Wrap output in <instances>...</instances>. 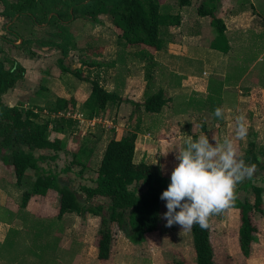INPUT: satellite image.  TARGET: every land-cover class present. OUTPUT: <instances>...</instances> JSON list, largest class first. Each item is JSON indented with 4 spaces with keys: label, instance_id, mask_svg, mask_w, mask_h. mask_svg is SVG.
Masks as SVG:
<instances>
[{
    "label": "crops",
    "instance_id": "1",
    "mask_svg": "<svg viewBox=\"0 0 264 264\" xmlns=\"http://www.w3.org/2000/svg\"><path fill=\"white\" fill-rule=\"evenodd\" d=\"M213 2L215 6L213 13L221 19L224 26L223 35L228 45L225 52L209 47L214 37V34L210 32L209 21L207 20V27L201 26L203 19H208V16H196L194 18L193 24L197 26V29H194L191 24L183 26L184 17L181 10L188 7L189 4L181 6L180 10H177L180 23L165 30L168 36L167 38L163 36L164 45L152 53L153 61L152 65L149 66L151 72L147 79V88L145 87L146 79H144L146 65L142 61L137 63L129 60L131 57L138 56L135 51H125L126 48L122 50L123 55L125 52L128 53V60L119 62L121 66L127 64L126 67L124 66L126 70L124 69L121 76H116L114 72V68L120 64L113 58L106 63L91 62L95 69V80L97 79V82L106 91L115 92L119 97L118 101L106 104L103 111L96 115L100 118L104 117L107 111L113 107H119L122 102L134 106V103L140 104L146 95L157 90L162 92L165 103L159 111L143 112L141 107L134 109L139 123L137 122L132 128L136 132L132 160L136 163L144 162L157 165L161 174L169 178L173 170H171L172 166L174 168L179 163L176 159V153L184 146V139L188 136L198 139L200 136L206 135L212 144H215L214 136L219 142H223L224 138L228 137L233 140L234 148L237 150L242 148L245 150L249 142H253L257 146H264V141L259 139L260 135L264 133V126L262 125L264 123L262 120V124L258 121L263 119L264 113L257 114L254 111L256 103L262 104L263 102L264 104V0H213ZM1 19L0 17V22ZM32 32V35H38L37 30H32ZM0 33L1 38L5 34V30L0 31ZM18 41L20 42L19 39L17 43H19ZM12 43L19 45L16 41ZM0 44L5 52H7L8 46L12 45L1 40ZM12 48L19 50L14 46ZM41 49L48 50L46 47ZM25 55L29 60L37 58V55L32 58L28 57L27 54ZM245 57L246 59H244ZM241 61L246 63L244 66V63L242 64L243 68ZM16 62L18 61L16 60ZM103 65L109 68L102 77V72L98 71L103 68ZM131 65H134V68ZM21 66L25 67L24 65ZM36 66L35 70H25L23 84L17 86L18 84L15 83L17 93L15 99L5 103V100L8 99L7 91L15 88L13 87L2 94V102L7 105L17 104L23 108H28L26 105L32 103V99L51 101L56 96L72 97L75 100V106L71 112L78 115L83 122L86 121L87 119L83 118L80 112V106L90 89V85H85L86 73L84 68L79 70L83 73L81 77H76L78 81H83V84L77 81L67 82L63 76L53 80L52 76L46 75L45 64L39 63ZM84 66L86 67V65ZM236 69L238 71L235 73ZM97 72L100 79L97 77ZM238 72H240L238 76L234 77V74L236 75ZM30 75L39 84H32L31 79H29ZM43 78L48 83L52 81V84H57L58 88H55L53 93L45 95L44 89L47 87L40 84ZM17 100L18 102H14ZM216 108L222 109V117L215 116ZM32 109L33 111L38 110L37 108ZM41 110L47 113L43 108ZM58 115L60 113H50L48 117ZM240 115L245 117L247 126V134L243 139L236 137V123H233ZM248 127H251L250 130ZM111 130L102 131V135L100 134L102 138L101 150L107 139L114 136V132ZM168 133L170 134L167 135ZM64 134L59 132L54 134L60 140L61 146L57 156L54 159L48 158L37 162L38 166L43 168L45 161L58 165V158L67 157V155L70 156L66 158H70L69 163L85 165V162L90 160L93 146L80 145L74 158L73 151L71 152V149L65 145L67 143L63 140ZM250 134L255 140L249 138ZM138 140L140 152L136 154V142ZM165 152H167L166 155H162ZM33 154L35 156L38 154L49 155V152L35 150ZM79 169L76 173H68V170L65 172L59 170V173L53 170L50 172L56 174L57 179L66 182L72 189H75L73 188L74 185L93 186L92 180H83L85 175L82 173L83 170L80 169L79 171ZM28 170H25L24 175L32 178L24 181L26 183L34 180L32 174H28L30 173ZM260 170L256 167V171ZM71 175L74 176L73 180L72 177L70 178ZM142 189L143 187L139 186V190ZM19 190L15 183L12 166L3 165L0 162V248L3 246L0 264H9L8 262L19 264L20 261L21 264H36L44 257L48 261H52L53 264H172L174 261H180L184 264L186 260L183 244L177 240L182 232L179 225L168 227L167 234L169 237L167 238L150 234L144 240V247L138 242L131 245L124 240L123 236H118L119 231H117L114 235L115 240L113 239L115 242L114 249L109 258L106 260L99 259L94 243V231L97 229V224L99 225L98 218L91 216L90 213L80 215L74 212H64L57 216V194L53 189H48L44 195L30 197L26 204L20 207L19 200L22 191L19 192ZM76 191L80 193L79 190ZM50 192L53 193V203L47 201ZM102 201L103 199L100 198L91 200V202H95L93 204ZM161 204L165 206L166 201H162ZM166 210L164 208L163 213ZM236 211L238 214L236 208H227L224 211L223 220L218 221L217 226L225 227L228 222L229 225L234 223L231 228L237 231ZM162 217L163 214L161 218L158 217L157 224L165 221ZM260 217L262 218L264 215ZM234 237L230 238V242L233 241ZM167 239L168 243H165ZM209 241L212 247L210 232ZM220 241L227 250L228 258V238L223 242L219 235L215 242ZM21 245L25 247L24 251L27 249L25 253L23 252L16 259H6L9 254L8 251H12L16 246ZM7 246L11 247L7 248ZM171 249L174 253L172 252L170 257L165 252ZM212 254L213 262L216 264L213 247ZM241 257V264H264V252L255 248V242L251 244L248 256L243 257L241 254ZM191 260L190 258L186 262H191ZM188 264H194V262ZM223 264H230V262L228 259L226 262L225 259Z\"/></svg>",
    "mask_w": 264,
    "mask_h": 264
},
{
    "label": "trees",
    "instance_id": "2",
    "mask_svg": "<svg viewBox=\"0 0 264 264\" xmlns=\"http://www.w3.org/2000/svg\"><path fill=\"white\" fill-rule=\"evenodd\" d=\"M175 2L177 7H181L189 5L191 0ZM0 6V17L10 22L7 27L5 23L2 24L5 34L1 36V41L12 44L30 58L37 55L34 48L37 51L42 47L56 48L60 53L56 60L59 72H71L77 78L81 77L80 71L69 70L63 62L69 47L73 45L67 24L77 18L95 21L98 16L107 17L117 30L115 44L121 50L129 46L143 47L138 53L148 64V67L144 68L146 88L151 72L149 66L153 61L149 48L152 51L159 50L164 45L161 34L166 28L180 23L178 11L159 0H0ZM214 7L213 0H201L196 12L199 16L209 17V24L214 32L209 47L225 52L228 45L223 35L224 26L221 19L214 15ZM53 22L54 30L39 33L45 30L44 25ZM22 30L25 32H21ZM32 30H37L40 35H32ZM18 39L20 44L14 45L12 42ZM23 72L24 68L8 57L0 44V160L12 166L16 184L26 169L36 173L30 189L20 193L19 206H24L30 197L44 195L48 189H53L57 194V216L64 212L98 216L96 248L97 258L102 260L109 258L110 244L115 233L121 228H124L131 242H139L146 232L154 230L157 226L162 202L160 196L170 184V178L163 176L157 165L133 162L135 130L107 139L94 164V185L78 186L80 193L70 188L66 182L57 179L56 174H52L50 170L38 166L39 161L54 159L61 149L60 140L54 134L66 133L77 122L64 116L74 108L75 100L72 97H54L50 101L48 112L60 115L46 117L43 121L40 118V110L33 111L17 104L3 103L2 94L22 80ZM89 85V93L80 106L81 116L85 119L95 117L103 111L106 104L119 100L115 92L106 91L97 80H90ZM164 103L162 92L157 90L146 95L141 104L134 103V106L138 108L141 105L143 112H157ZM35 150H46L49 155L35 156ZM263 155L264 146L249 142L243 153L237 157L243 159L247 165L261 168L259 156ZM80 167L82 169L85 165L81 164ZM68 169L66 166L61 171ZM139 186L143 189L139 190ZM240 189L244 195L235 196L231 207L236 208L239 215L236 232L238 248L242 256L247 257L251 244L256 241L257 233L252 215H263L262 188L250 179H245L241 182ZM80 195H83V200ZM94 198L103 199L104 202L93 204L91 200ZM190 234L194 264H214L209 241V224L203 229L194 225ZM172 264L182 263L174 261Z\"/></svg>",
    "mask_w": 264,
    "mask_h": 264
},
{
    "label": "rangeland",
    "instance_id": "3",
    "mask_svg": "<svg viewBox=\"0 0 264 264\" xmlns=\"http://www.w3.org/2000/svg\"><path fill=\"white\" fill-rule=\"evenodd\" d=\"M159 1L170 5L173 8V10H180V7H177V5H176L175 0H159ZM199 1H201V0H191L190 5L188 7H185L183 10H181L182 15L184 17L183 18V26H186L187 24H191V26L194 27V29L197 27L195 24H193V22H194L193 20L196 16H199L196 12V7H197ZM97 18L98 19H96L95 21L86 20L84 18H77L75 20H71L70 23L67 24V28H68L70 34L72 35L71 37L73 40V45L69 47L65 58H63V62H64V65L67 66V68L69 70H72V71L73 70H81L84 68L85 73H86L85 85L86 84L89 85L90 80L96 78L95 69L91 65L92 64L91 62L97 61V62L106 63L111 58H113L114 61H118V63L121 61H127L128 60V55H127L128 53L125 52V55H123V53H121L122 52L121 48H119L115 44L117 30L110 24L107 17L98 16ZM1 20L2 21L0 22V31L2 32L3 31L2 24L7 23V21L4 19H1ZM207 20L209 21V17H208V19L207 18L203 19L201 26L207 27ZM19 24H18V26H19ZM198 25L200 26L199 23H198ZM44 26H45V30L39 32L40 34H42L44 31H51V30L55 29V23L54 22L50 23L48 25H44ZM24 30H22L21 32L24 33L25 32ZM210 32L214 34L212 27L210 28ZM40 34H38V35L34 34V36H39ZM161 35L165 36L167 38L168 33L166 34V31H165ZM16 43H17V41H16ZM17 44H20V43H17ZM142 48H143L142 46H138V45L137 46H129L128 48L125 49V51L126 50H129V52L135 51L138 54V56L131 57L129 59L131 62H137L138 63V62L142 61L144 63V65L148 66V64L145 63V59H142L139 56L138 52H140ZM34 50H36V52H37V58L32 59V60H29V58H27V56L24 53L20 52L19 50H14L12 48V45L8 46L6 54L8 55V57L16 59L18 61L17 63L25 66L24 72H23L24 74H25V70H28V71H29V69L35 70L37 67L36 64L40 63V64H45L46 75L52 76L53 80H57V77L60 78V76H63L67 80V82H71V83L74 81L75 82L76 81L81 82V81H78V79L75 76H73V74L71 72H62V73L59 72V70H58L59 68L56 64V60L60 56L58 49L48 48V50H45V49L39 50L38 49V51H37V49L34 48ZM149 50L151 51V54L154 52L150 48H149ZM244 59H246V57ZM243 63L244 62L241 61V67H242ZM245 64L246 63H244L243 66ZM84 65H86V67ZM126 65L127 64H125V65L122 64V66H123L122 67L120 64V66L118 65L117 67L114 68V72H115L116 76L122 75V73L124 72V69L126 70V68H125ZM258 65H261V64L258 63ZM81 66H84V67H81ZM131 66H132V68H134V65H131ZM102 67L103 68H100V70L98 72H102V77H103L106 74L107 69L109 67H106L105 65H103ZM237 71L238 70L236 69L234 72L236 73ZM98 72H97V77L99 78ZM239 73L240 72H238L236 75L234 74V77L238 76ZM81 74H83V73H81ZM29 79H31L32 84L37 83V81L33 77H31V75L29 76ZM24 80L25 79L23 77L22 80L17 81L16 82V84H18L17 86H20V84L22 82L24 83ZM51 82L52 81H50V83H48V81L45 78H43L40 82L41 85L47 87V89H44L45 95L48 93L49 94L53 93L55 91V88H58L57 84H52ZM81 83H83V81ZM16 84L14 86L15 87L14 89L7 91V93H8L7 98L8 99L5 100V103L12 102L9 100H14L15 97L17 96ZM37 84H39V83H37ZM51 86H52V88H51ZM14 102H18V100L14 101ZM31 102L32 103H28L26 105V107L31 108V109L37 108L38 110H40L39 111V113L41 115L40 118L42 121L45 120V118L48 117L50 114V112H48V109L50 108L49 106H51V102L46 101V100H40V99H34V100L32 99ZM37 104H40V105H37ZM262 104H263V102H262ZM262 104H259V102H258V103H256V106H254V111L257 114L258 113H264V104L263 105ZM132 106H133V104H132ZM132 106H130L129 104L127 105L126 103L122 102V103H120L119 107H117V108L113 107V109H115V111H113V109L108 110L104 117L100 118L99 116H95V117H93L94 120H93V118H91L92 119L91 121H93V123L88 122L89 119H87L84 122H78V121L75 122V124L72 125L71 128H69L66 131V133L64 134L63 140L65 143H67L65 145H67L71 149V152L73 151V153H74L73 155L77 154V148L80 145L93 146L91 158L89 161L85 162V167L82 168V170H83L82 173H83V175H85V177H84L85 179H83L84 181H88V180L93 181V179H94L95 174L93 172V170H94L93 168H94L95 162L98 160V156H99L100 151H101L102 138L100 137V134L102 135V131L108 132L109 129H112L111 131L114 132V136L117 137V136L122 135L123 133H125L129 130H132L133 126H135L136 123L139 121L136 119L137 116H136V111L134 110L135 107L134 106L132 107ZM140 107H141V105H140ZM41 108L46 110L47 113L42 112ZM140 113H142V112H140ZM263 116H264V114H263ZM261 120H262V123H264V117H263V119H260L258 121L261 123ZM233 123H236V122L233 121ZM233 123H232V127H233ZM262 125L264 126V124H262ZM139 126H140V124H139ZM248 128L250 130L251 127H248ZM249 132L251 133V131H249ZM169 134L170 133H168L167 135H169ZM249 138L255 140V138H253L252 134H250ZM259 139H260V141L261 140L264 141V133L260 135ZM138 142H139V140L136 142V154L140 152L139 151L140 146L138 145ZM259 146H263V145H259ZM235 151H236V155L238 156L239 154L243 153V148L239 149V150L235 149ZM2 152L7 153L6 150H2ZM68 156L69 155H67V157ZM67 157H65V156L59 157L58 158L59 159L58 165H57V163L51 164L48 161H45V163H43L44 170L49 169L51 171L53 170L54 172L59 173V170H62V168L68 166L69 167L68 173H76L78 171V169L80 168V165L75 164V163H69L70 158L66 159ZM259 160H260V164L262 165V167L260 168L261 170L260 171L255 170V173L250 178V180L252 183L257 184V185L261 186V188H262L261 199H262V209L264 212V155H263V157L259 156ZM0 162H1V164L6 165L1 160H0ZM172 169H174L173 166H172L171 170ZM255 169H256V167H255ZM28 171L30 172L28 174L29 175L32 174V176L35 178L36 173L30 169ZM72 175L70 176V178L72 177ZM73 177L71 178L72 180H73ZM31 178L25 176L24 173L22 174L19 182L17 183V187L20 189L19 192L30 189L32 182L26 183L24 181L31 180ZM75 180L76 179L74 178V181ZM90 183H91V181H90ZM240 184L241 183H239L235 189V196H237V197H241L244 194L243 191L240 189ZM73 188H75L77 190L78 186L74 185ZM52 197H53V193L50 192L48 195V198H47V201L49 203L50 202L53 203ZM80 197L83 200V195H80ZM38 198H40V197H38ZM50 198H51V200H50ZM102 202H104V201H102ZM91 203H95V202H91ZM164 208H166V205L163 206L161 204L160 211H159V217L160 218H161V215L163 214ZM224 211L218 215H212L209 218V232H210L212 247H213V251H214V258H215L216 264L225 263V259H226V262L228 259V262H230V264H241L242 257H241V254L239 252L238 244H237V237H236L237 231H236V229L231 228V226L234 223L229 225V222H228L225 227L224 226H222V227L217 226L218 221L223 220ZM91 216L98 218V216L93 215V214H91ZM235 218H236V226H237V224L239 223L237 211L235 212ZM252 220L254 221V223L257 226V233L255 234V236H256L255 248L259 251L264 252V217L261 218L257 214H253ZM98 221H99V219H98ZM165 225H166V220L163 223L157 224L156 228L152 231L146 232L142 236V238L139 240L138 243L144 247V245H145V244H143L144 240L150 234H155L156 236H159L160 238L169 237L167 234V232L169 230H168V227H166ZM173 226L176 227L177 225H173ZM97 229H98V224H97ZM97 229H95V231H94L95 232V236H94L95 237V240H94L95 250H97V248H96ZM218 230H219V232H216ZM180 232H181V230H180ZM219 235H220L221 239H223V242H224V240L226 241V238H228V241H229V257L228 258H227V256H228L227 250L225 247H223L224 244L222 243V241L217 242V243L215 242L216 237ZM118 236H121V237L123 236L124 240L128 241L131 245H134V243L131 242L127 238V236L124 232V228L119 229V235ZM232 236H235V237H234L233 241L230 242V238ZM177 240H179V242L181 244H183V247H184L183 251L186 252V254H185L186 260H185L184 264H188L191 262L193 263L195 260V257H194V251H193L190 231H185L184 233L182 231L181 234H179V238ZM146 242H147V240H146ZM165 243H168V239L165 241ZM114 245H115V242L112 241V243L110 244V253L113 251ZM1 247L3 248V246H1ZM10 247L11 246H7V248H10ZM2 248H0V254H2V252H3ZM24 248L25 247L22 245L19 247L16 246L12 251H8L9 254L6 257V259H8V260H9V258H10V260L16 259L23 252L24 253L26 252L27 249L24 251ZM8 252H6V253H8ZM172 252H173V250L171 249V250H168L167 252H165V254L171 257ZM190 258L192 259L191 262H186ZM8 263L10 264V262H8ZM21 263L22 262L20 261L19 264H21ZM36 264H53V262L48 261V259L44 257L39 262L37 261Z\"/></svg>",
    "mask_w": 264,
    "mask_h": 264
},
{
    "label": "clouds",
    "instance_id": "4",
    "mask_svg": "<svg viewBox=\"0 0 264 264\" xmlns=\"http://www.w3.org/2000/svg\"><path fill=\"white\" fill-rule=\"evenodd\" d=\"M215 116H223L221 108L215 109ZM246 134L245 117L240 115L236 118L235 135L243 139ZM213 139L215 144L206 135L198 139L188 136L176 153L179 163L160 196L166 201L167 211L162 217L166 227L179 225L182 231H190L194 225L207 228L212 215L234 204L236 186L254 175L255 165H247L237 157L232 139L225 137L223 142L215 136Z\"/></svg>",
    "mask_w": 264,
    "mask_h": 264
},
{
    "label": "built area",
    "instance_id": "5",
    "mask_svg": "<svg viewBox=\"0 0 264 264\" xmlns=\"http://www.w3.org/2000/svg\"><path fill=\"white\" fill-rule=\"evenodd\" d=\"M64 116H66V117H68V118H71V119H75V120H77L78 122H83L82 119L80 120V119H79V116L76 115V114L73 113V112H69V111H68V112L65 113ZM91 120H92V119H89L88 122L93 123V121H91ZM93 120H94V118H93Z\"/></svg>",
    "mask_w": 264,
    "mask_h": 264
},
{
    "label": "water",
    "instance_id": "6",
    "mask_svg": "<svg viewBox=\"0 0 264 264\" xmlns=\"http://www.w3.org/2000/svg\"><path fill=\"white\" fill-rule=\"evenodd\" d=\"M15 17H16V15L12 17L11 21H12ZM9 23H10V22H7V23L5 24V27H7ZM19 40H20V39H19ZM18 42H19V41H18Z\"/></svg>",
    "mask_w": 264,
    "mask_h": 264
}]
</instances>
